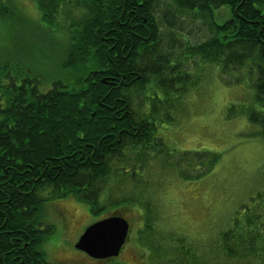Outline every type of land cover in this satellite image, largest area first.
I'll use <instances>...</instances> for the list:
<instances>
[{
  "label": "trees",
  "instance_id": "16d2710c",
  "mask_svg": "<svg viewBox=\"0 0 264 264\" xmlns=\"http://www.w3.org/2000/svg\"><path fill=\"white\" fill-rule=\"evenodd\" d=\"M33 1L41 22L65 27L61 59L65 74L61 75L64 80L53 78L42 87L41 75L29 70L30 75L19 74L17 82L8 62L0 61V264H56L46 260L40 248L47 233L40 213L46 194L51 195L48 201L73 195L98 217L117 213L102 208L98 188L110 175L113 158L129 152L128 168H134L118 165L117 176L134 175L136 162L150 152L161 154L164 164L176 168L184 179L214 168L220 152L182 150L174 155L156 132L159 117L169 118L167 109L165 115L154 116L162 111L156 95L185 90L179 89L187 78L185 60L194 55L221 63L223 70L243 65L244 51L260 59L255 65L254 100L245 115L259 126L256 133L264 140V66L260 62L264 61L260 40L264 31L258 36L256 24L247 26L259 17L255 9L264 8V0H165L170 8L161 11L159 0ZM223 4L232 9L241 4L239 10L244 12L221 23L211 21L215 36L193 45L186 54L172 55V43H164L161 37V32L171 29L172 5L211 18L212 10ZM11 9V0H0L1 18L14 22L15 17L8 14ZM0 59L13 56L9 53ZM139 92L142 97L136 110L133 100ZM172 99L178 98L172 94ZM119 203L127 205L128 200ZM242 208L210 250L220 254L225 264H264V203ZM185 239L175 237L193 262V243ZM192 264H199L198 260Z\"/></svg>",
  "mask_w": 264,
  "mask_h": 264
},
{
  "label": "rangeland",
  "instance_id": "374dc122",
  "mask_svg": "<svg viewBox=\"0 0 264 264\" xmlns=\"http://www.w3.org/2000/svg\"><path fill=\"white\" fill-rule=\"evenodd\" d=\"M11 1L8 14L15 21L0 15V57L11 53L13 59L0 61L8 62L17 82L18 75H30L29 70L41 75L42 87L53 78L64 80L61 59L67 40L65 27L41 22L33 0ZM168 7L167 1L159 0L160 11ZM172 11L171 29L161 32V37L164 43H172L174 56L186 54L193 45L215 36L211 21L221 23L232 17L225 8L220 11L222 15L211 18L176 10L173 5ZM68 21L62 20L64 24ZM244 52L243 65L234 64L226 70L221 63L194 55L185 60L187 74L183 75L187 78L179 87L185 90L156 95L162 111L154 116L164 114L165 109L169 116L159 117L156 132L169 150L173 149L174 155L182 150L220 152L214 168L184 179L176 168L164 164L161 154L150 152L136 162L134 175L117 176L114 169L118 165L131 171L134 168H128L129 152L113 158L110 175L98 186L99 197L102 208L113 209L128 219L129 229L119 254L112 259L93 258L74 247L85 226L99 214H92L88 204L73 195L48 201L51 195L46 194L40 212L47 230L40 244L46 260L56 264H192L197 260L199 264H225L220 254L210 250L219 233L230 226L234 215L242 213V206L254 208L264 203V140L256 133L259 126L245 115L254 100L255 65L260 59ZM260 62L264 66V61ZM141 93L134 96L136 110ZM172 94L178 99H172ZM127 200V205L119 203ZM113 203L118 204L113 208ZM147 221L153 228L146 227ZM176 236L193 243V262L176 243Z\"/></svg>",
  "mask_w": 264,
  "mask_h": 264
},
{
  "label": "water",
  "instance_id": "95a60500",
  "mask_svg": "<svg viewBox=\"0 0 264 264\" xmlns=\"http://www.w3.org/2000/svg\"><path fill=\"white\" fill-rule=\"evenodd\" d=\"M128 229L126 217L117 213L109 214L86 225L74 247L93 258L114 257L119 254Z\"/></svg>",
  "mask_w": 264,
  "mask_h": 264
},
{
  "label": "flooded vegetation",
  "instance_id": "af4514ba",
  "mask_svg": "<svg viewBox=\"0 0 264 264\" xmlns=\"http://www.w3.org/2000/svg\"><path fill=\"white\" fill-rule=\"evenodd\" d=\"M240 5H235L234 8L232 9L230 5H227V4H223V5H220L218 8L216 9H213L212 12L214 13V15H222L223 13H221L220 11L223 10L224 8L227 9L229 12H231L232 16H239L241 15V12H244L242 11V9L239 10L240 8ZM258 13H259V17L257 18H254L253 20H250L249 23H247V26H252V24H256L257 27H256V31H257V35L260 36L261 35V32L264 31V8L262 9H259V8H256L255 9ZM240 17V16H239ZM248 26V27H249ZM251 29V28H250ZM261 41L264 42V38L260 39ZM261 51L264 55V43L262 44V48H261Z\"/></svg>",
  "mask_w": 264,
  "mask_h": 264
}]
</instances>
